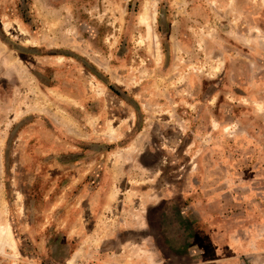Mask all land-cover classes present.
Returning a JSON list of instances; mask_svg holds the SVG:
<instances>
[{
	"label": "rangeland",
	"instance_id": "374dc122",
	"mask_svg": "<svg viewBox=\"0 0 264 264\" xmlns=\"http://www.w3.org/2000/svg\"><path fill=\"white\" fill-rule=\"evenodd\" d=\"M0 264H264V0H0Z\"/></svg>",
	"mask_w": 264,
	"mask_h": 264
},
{
	"label": "bare ground",
	"instance_id": "6f19581e",
	"mask_svg": "<svg viewBox=\"0 0 264 264\" xmlns=\"http://www.w3.org/2000/svg\"><path fill=\"white\" fill-rule=\"evenodd\" d=\"M145 4H146V2H145ZM148 4V3H147ZM147 4L142 8V12H141V15H140V22L141 23H143V24H145V26H148L149 24H150V20H149V18H148V6H147ZM151 18V17H150ZM149 29V28H148ZM7 229V228H6ZM10 233V232H9ZM10 237H11V235H10ZM5 238V237H4ZM5 240V239H4ZM12 240V239H11ZM13 243V242H12Z\"/></svg>",
	"mask_w": 264,
	"mask_h": 264
}]
</instances>
